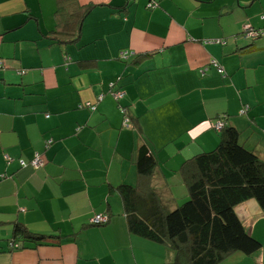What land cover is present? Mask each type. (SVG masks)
Segmentation results:
<instances>
[{"label": "crops", "instance_id": "crops-1", "mask_svg": "<svg viewBox=\"0 0 264 264\" xmlns=\"http://www.w3.org/2000/svg\"><path fill=\"white\" fill-rule=\"evenodd\" d=\"M76 2L92 7L80 38L59 43L58 0H0V264H173L170 247L129 231L120 188L175 210L196 169L185 164L220 145L213 128L226 115L264 160V35H244L264 32V0ZM126 51L137 55L121 61ZM141 148L157 160L150 177ZM36 154L42 169L21 167ZM236 214L262 249L221 264H264L263 209L249 200ZM98 215L109 223L94 226ZM18 223L60 239L11 250Z\"/></svg>", "mask_w": 264, "mask_h": 264}, {"label": "trees", "instance_id": "trees-1", "mask_svg": "<svg viewBox=\"0 0 264 264\" xmlns=\"http://www.w3.org/2000/svg\"><path fill=\"white\" fill-rule=\"evenodd\" d=\"M58 1L55 16L59 25L52 35L59 43H67L64 38L77 42L81 25L92 7L80 6L76 0ZM258 32L262 35L255 40L264 35L261 30ZM133 55H137L136 52L126 51L119 58L125 61ZM218 73L224 75L225 70L222 73L218 70ZM91 105L96 107V104ZM80 108L96 111L88 107L87 103ZM123 109L125 107H121V113ZM245 109L248 111V108ZM220 120L224 123L223 130L213 128L221 134L220 145L214 151L185 164H193L196 169L186 174L189 198L175 210L164 211L152 192L145 195L128 186L120 188L129 231L170 247L175 252L173 264H221L233 253L250 256L262 249L261 242L251 236L240 221L236 208L249 200H255L264 211V160L241 144L240 133L229 126L227 115L221 116ZM137 166L143 177H150L155 172L157 160L151 152L141 148ZM101 226L105 225H98ZM54 239L60 238L33 234L18 223L14 227L10 249L21 250L25 244L36 247L50 243L54 245Z\"/></svg>", "mask_w": 264, "mask_h": 264}, {"label": "built area", "instance_id": "built-area-1", "mask_svg": "<svg viewBox=\"0 0 264 264\" xmlns=\"http://www.w3.org/2000/svg\"><path fill=\"white\" fill-rule=\"evenodd\" d=\"M149 9H157L158 8V4L157 3H150L149 4ZM244 35L249 38V39H257L260 37V35H262L261 33H259L258 31L254 30L253 28H251L250 26H247V28L245 29V32H244ZM217 43H219L220 45H225V42L223 41H218ZM125 57H127V53H125L124 55ZM212 65H214L218 70L219 72H223V68L220 67V65L216 62V61H213L211 63ZM0 67H2V64H0ZM116 98L117 100H121L125 97V93L123 92H118L116 94ZM103 100V96L99 98V101ZM88 107H91L92 110H95L96 107L95 106H92L90 103L87 104ZM128 112V111H127ZM126 112L125 109L122 110V114L124 115L125 117V120H124V124L125 126H128L130 124V119L128 118V113ZM214 128L217 130V131H222L223 128H224V123L222 120H220L219 118V121L215 123L214 125ZM7 161L10 163H12V159L11 158H7ZM21 167H32L34 169H42L43 166H44V160H43V157H41L39 154H36L34 159L30 162V163H27L25 161H22L20 163ZM109 223V217L105 216V215H98L95 217V219L92 221V224L94 226H98V225H107Z\"/></svg>", "mask_w": 264, "mask_h": 264}, {"label": "bare ground", "instance_id": "bare-ground-1", "mask_svg": "<svg viewBox=\"0 0 264 264\" xmlns=\"http://www.w3.org/2000/svg\"><path fill=\"white\" fill-rule=\"evenodd\" d=\"M0 64H2V63H0ZM2 66H3V64H2ZM247 110L245 109L242 113H244V112H246Z\"/></svg>", "mask_w": 264, "mask_h": 264}, {"label": "rangeland", "instance_id": "rangeland-1", "mask_svg": "<svg viewBox=\"0 0 264 264\" xmlns=\"http://www.w3.org/2000/svg\"><path fill=\"white\" fill-rule=\"evenodd\" d=\"M18 162H19V163H21L22 161H21V160H19Z\"/></svg>", "mask_w": 264, "mask_h": 264}]
</instances>
